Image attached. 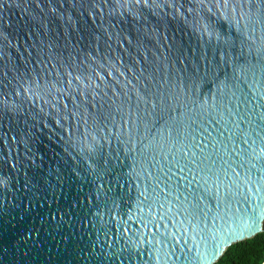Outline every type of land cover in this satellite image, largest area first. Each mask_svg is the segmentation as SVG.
<instances>
[{
    "label": "water",
    "instance_id": "water-1",
    "mask_svg": "<svg viewBox=\"0 0 264 264\" xmlns=\"http://www.w3.org/2000/svg\"><path fill=\"white\" fill-rule=\"evenodd\" d=\"M263 222L264 0H0V264H214Z\"/></svg>",
    "mask_w": 264,
    "mask_h": 264
},
{
    "label": "trees",
    "instance_id": "trees-1",
    "mask_svg": "<svg viewBox=\"0 0 264 264\" xmlns=\"http://www.w3.org/2000/svg\"><path fill=\"white\" fill-rule=\"evenodd\" d=\"M262 233L227 248L214 264H261L264 260V222Z\"/></svg>",
    "mask_w": 264,
    "mask_h": 264
},
{
    "label": "snow or ice",
    "instance_id": "snow-or-ice-1",
    "mask_svg": "<svg viewBox=\"0 0 264 264\" xmlns=\"http://www.w3.org/2000/svg\"><path fill=\"white\" fill-rule=\"evenodd\" d=\"M241 235H243V233H241Z\"/></svg>",
    "mask_w": 264,
    "mask_h": 264
}]
</instances>
